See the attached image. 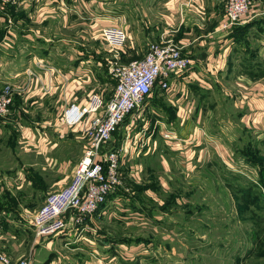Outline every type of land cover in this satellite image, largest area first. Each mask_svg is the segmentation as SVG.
Returning a JSON list of instances; mask_svg holds the SVG:
<instances>
[{
	"label": "crops",
	"instance_id": "0c3cea01",
	"mask_svg": "<svg viewBox=\"0 0 264 264\" xmlns=\"http://www.w3.org/2000/svg\"><path fill=\"white\" fill-rule=\"evenodd\" d=\"M207 1L208 11L206 14L201 11L204 15L195 12L196 8L190 9V3L198 0H153L150 3L148 0H68V7L58 0L17 2L0 0V57L10 52L12 61L10 70L0 62V80L4 75L9 74L12 82L9 81L11 83L6 85L21 84L22 86L16 87L19 90L18 95L21 94L22 97L14 96L12 116L0 120V139L16 133L20 136L19 141L27 147L33 148L37 142L38 148L45 144L43 147L45 149L46 146L49 152L51 150L55 152L60 148L59 144L62 141L55 137L56 133L37 136L38 140H36L34 127L28 122L27 124L22 122L23 119L20 118L22 113L29 112V109L25 108V102L31 103L33 110L42 104L44 106L45 102L52 103L55 108L58 104L62 107L69 101L86 103L92 93L91 83L93 81L94 84L98 83L102 75L99 74L102 64L98 57L101 48L96 49L91 44L93 40H102L101 29L107 25L121 26L127 33V43L121 54L123 60L129 61L144 56L153 42L171 40L182 46V52L191 61L187 71L177 73L170 79V88L164 91L163 96L154 98V109L161 111L156 125H152L153 122H149L150 120L143 123L146 130H148L146 126L152 125V129L156 128L155 132L162 134L164 121L169 126H174V130L180 133V136L166 139L160 135L159 140L155 136L157 142L138 148L139 159L137 160L132 154L134 155L132 160L136 159V161L125 165L127 173L125 187L111 194L107 202L96 211L91 221L88 220L85 224L69 222V227L64 233L55 238L53 236L40 240H35L30 227H24L23 223H19V227L28 230L22 235L28 236L29 239L26 241L19 238L16 240L19 242L6 244L4 249L13 258L23 257L29 249L30 251L35 249L34 264H131V259L138 262L146 256V253L135 252L137 255L133 258L125 256L128 244L126 241H137L136 247L139 248L136 250H148L151 244L154 248V244L151 241L147 244V241L157 240L158 243L161 237L166 239L170 236L167 232L164 234V229L161 230L156 225L162 224L163 214H166L163 207L159 208L152 202L160 199L161 194L137 188L143 184V180L144 183L146 182V175L143 173L146 169L145 159L159 158L162 170L157 175V180L163 191L169 186L170 181L180 180L174 171L176 173L180 171L184 178L191 180L195 185V175L198 174L195 173L199 171L206 175V162L215 163L212 161L213 158H210V148L206 140L202 136L195 141H191V138L195 130L201 127V123L206 130V122L210 115L201 104L205 100L207 81L213 78L219 79L223 69L227 71L225 77L229 76L233 59L232 51L238 35L237 32L217 30L224 18V1L212 0L213 6L210 4L211 0L208 3ZM258 21L264 24V10L261 11L260 7L254 9L252 17L246 24L251 25ZM52 22L55 24V30ZM70 22L77 23L75 26L79 27V37L91 40L87 47H81L82 49L79 50L78 47H60L57 43L52 45L53 36L62 35L61 27L65 29ZM238 27L242 28L240 31L244 30L242 25ZM262 48L261 53L257 49L258 56L263 54ZM56 50L61 56L58 59L61 60L56 59L54 54ZM40 63L47 67H41ZM27 68L33 69L34 74L27 75ZM240 71L243 72L241 69ZM262 73L257 74L255 68L248 72H237L238 75L250 78V81L245 80L249 88L246 94L250 95L249 106L254 113L246 114L244 120L248 127H259L260 124L264 129V74ZM165 119H168V122ZM82 127L81 125L70 129L68 137L77 140L83 150L85 139ZM42 131L46 130L41 129ZM54 155L55 164L66 163V160H61L59 153L55 152ZM3 173L0 177L2 208L4 206L1 201L4 196H1L6 193ZM57 187L59 186H55ZM141 188H145V185L143 184ZM193 188L196 189L194 186ZM5 189H9V186ZM40 191L45 197L46 194L51 193L52 188ZM91 226H95L97 230H90ZM134 231L137 232L138 238L133 237ZM3 234L10 235L6 231H3ZM143 243L144 246H141Z\"/></svg>",
	"mask_w": 264,
	"mask_h": 264
},
{
	"label": "rangeland",
	"instance_id": "374dc122",
	"mask_svg": "<svg viewBox=\"0 0 264 264\" xmlns=\"http://www.w3.org/2000/svg\"><path fill=\"white\" fill-rule=\"evenodd\" d=\"M151 1L153 0H148L149 3ZM204 1L198 0V2L190 3V9L196 8L198 11L194 10L195 12L203 11L206 14L208 6H206V0ZM221 1H224V21L226 0ZM60 2L68 7V0ZM261 2L262 11L264 10V0ZM210 4L212 5V0ZM252 12L241 24L227 31L237 32L238 35L232 51L233 59L232 64H230L229 76L225 77L227 71L223 69L219 79L213 78L207 81L205 100L201 104L210 116L206 122V130L201 123L200 126L204 131L199 134L198 138L202 136L206 140L210 148V158H213L212 161L215 163L206 162V175L199 171L195 173H198L197 175L194 174L196 177L195 185L191 180L184 178L180 171L179 173L174 171L180 180L170 181L169 186H166L165 191H163L157 180V175L162 170L160 169L159 158L156 160L153 158L145 159L144 166L146 169L143 173L146 175V182L144 183V180L142 182L145 188H141L143 185L141 184V186H137V189L152 190L161 194L160 199L152 202L159 208L163 207L162 209L166 214H163L162 224L156 225L161 230L164 229V234L169 233L171 237L167 236L166 239L161 237L163 243L161 241L157 243V240L147 241V244L151 242L154 244V248L151 244L148 250H136L139 248L136 247L137 241H126L128 244L125 250L127 253H124L125 256L133 258L140 252L146 253L147 256L141 255L143 258L138 262L131 259V264H264V129L260 124L259 127H248L244 120L246 114L253 112L249 106L250 95L246 94L249 88H247L248 83L245 80L250 81V78L237 74V72H248L252 68L256 69L257 74L264 71V50H262L263 54L257 55V49L261 53V48L264 47V32H262L264 31V24L262 21L254 22L251 25L250 23L246 24L252 17ZM52 25L55 30L53 22ZM75 25L77 23L71 24L70 22L65 29L61 27L60 34L62 35L53 36L52 45L57 43L60 47H78L79 50L82 49L81 47H87L91 40L88 41L86 38L79 37L80 30ZM241 25L244 27L242 31H240L242 28L238 27ZM101 38L103 41L93 40L91 44L96 49L101 48L98 57L102 64L101 70H99V74L102 75L98 83L94 84L93 81L91 86L93 88L92 93L97 92L104 97H109L115 86L109 67L116 62V58L103 37ZM59 40L61 42H58ZM173 42L177 43L176 41ZM54 54L57 60H61L58 59L61 56L57 50ZM95 57L94 55L93 58L95 59ZM129 61L123 60L121 57L118 60L122 63ZM0 62H3V65H6L7 69L10 70L12 65L10 52L3 54L0 57ZM0 81L1 92L6 83L12 82V78L7 74ZM19 86L21 84L13 85L14 95L9 110L0 117V120L12 116L11 109L15 105L14 96L19 93L17 88L22 87ZM169 88L170 86L165 90L154 89L153 95L144 107H141L134 114L137 122H133L131 130H128L127 127L132 115L123 120L114 133L113 139L121 142L124 132L128 130L132 137L131 142L137 143L138 139L146 140L148 138V142L150 141L148 145L150 146L155 141L157 142L155 136L159 140L160 135L164 137L165 130H174V126H169L164 121L162 134L155 132L156 128H151L152 125H156L158 116L161 115V111L154 109L153 100L154 98H161L164 91ZM18 96L22 97L21 94ZM70 102L73 101L68 103ZM20 104L22 105L23 102ZM30 104L25 102V108L29 109V112L22 113L20 117L21 120L23 119L22 122L25 124L28 122L34 127L36 140H38L37 136L56 133L55 137L57 136L62 143L59 144L60 148L55 152L59 153L61 160H66V163L63 165L55 164L53 160L54 150L49 152L46 146L44 149L45 144L38 148L37 142L33 148L27 147L19 141L20 136L16 133H11L10 136L8 134L0 139V177L4 172L3 186L7 193V195L4 193L1 196H4L1 201L4 210L0 206L2 209L0 211V241H2V243L0 242V249L10 257L12 256L4 249L6 244L14 241L19 242L16 241L19 238L26 241L29 239L28 236L22 235L26 234L28 230L22 226L19 227V223H23L24 227L29 228V221L49 195L46 194L44 197L40 190L52 188L51 192H54L69 183L83 155L81 144L68 137L71 132L70 129L74 127H65L63 124L62 113L67 104L62 107L58 104L55 108L52 103L45 102L44 106L42 104L34 110ZM160 118L162 119V117ZM147 120L153 122L151 126H146V128L152 129L151 131L146 130L143 126ZM165 120L168 122V119ZM41 129L46 131L41 132ZM152 131L153 133H151ZM176 134L180 136V133ZM83 137L86 139L84 134ZM134 138L135 141H133ZM185 138L187 139V137ZM123 157L122 159L126 161L127 165L136 161V159L132 160L133 156L124 155ZM139 157L140 155L135 158L138 160ZM123 171V175L127 177L125 166ZM143 173L140 175L143 176ZM7 186L10 190L5 189ZM55 186L59 187L55 188ZM191 190L194 191L190 192ZM24 195L26 196L24 197ZM3 231L10 235L3 234ZM136 231L133 233L134 238L139 237L136 235ZM26 241L25 244H27ZM140 243L142 242L140 241ZM141 246H144V243ZM34 250L30 251L29 249L23 257L12 258L20 260L32 256L33 260Z\"/></svg>",
	"mask_w": 264,
	"mask_h": 264
},
{
	"label": "built area",
	"instance_id": "2783aa9c",
	"mask_svg": "<svg viewBox=\"0 0 264 264\" xmlns=\"http://www.w3.org/2000/svg\"><path fill=\"white\" fill-rule=\"evenodd\" d=\"M261 1L226 0L225 19L217 30L226 32L241 24L250 16L253 8L260 7ZM101 34L116 58V62L109 67L115 86L109 97L93 92L86 103L73 101L64 108L62 120L65 127L83 126L86 138L83 155L69 183L51 192L29 221L35 240L60 234L69 227V222L85 224L91 221L109 196L125 187L127 177L123 175V167L126 161L123 156H138V148L149 143L148 138L138 139L137 143L130 141L132 137L128 130H131L133 122H137L134 114L144 107L154 89H167L170 79L177 73L187 71L191 65L182 47L171 40L153 42L144 56L127 63L118 62L127 43L126 31L118 25H107L102 28ZM40 66L47 67L43 63ZM34 72L31 68L27 69V74ZM13 95L14 89L10 84L1 90L0 117L9 110ZM130 115L128 130L124 132L122 141L117 142L113 135ZM203 131L198 127L191 141L197 140ZM163 135L166 139L177 138L174 130L167 129ZM90 230L97 229L91 226ZM31 257L15 260L0 249V264H33Z\"/></svg>",
	"mask_w": 264,
	"mask_h": 264
}]
</instances>
